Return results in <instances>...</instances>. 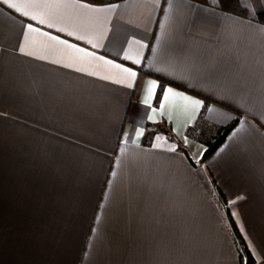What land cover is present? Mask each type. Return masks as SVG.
<instances>
[{"label": "crops", "instance_id": "0c3cea01", "mask_svg": "<svg viewBox=\"0 0 264 264\" xmlns=\"http://www.w3.org/2000/svg\"><path fill=\"white\" fill-rule=\"evenodd\" d=\"M228 1L0 0V264H264V0Z\"/></svg>", "mask_w": 264, "mask_h": 264}, {"label": "trees", "instance_id": "16d2710c", "mask_svg": "<svg viewBox=\"0 0 264 264\" xmlns=\"http://www.w3.org/2000/svg\"><path fill=\"white\" fill-rule=\"evenodd\" d=\"M79 1L91 4V5H106V4L117 3L121 0H79ZM188 1L195 2L198 4H202V5H207V0H188ZM217 1L219 3V8L223 10L224 12H228V13L241 16V17H245L247 15L248 11L245 8L236 7L230 4L228 0H217ZM255 21L264 25V10L263 9L257 11ZM235 124L236 122L220 130L218 135L212 141L209 142V144L207 145V150L203 156L204 160L208 158L218 148V146L222 144L224 138L232 130ZM232 229H233V225H232ZM236 239L238 241V248H239L240 258L242 259V264H253V260L251 256L249 255L248 251L246 250L245 246L243 245L242 241L238 237H236Z\"/></svg>", "mask_w": 264, "mask_h": 264}, {"label": "snow or ice", "instance_id": "6c2138e0", "mask_svg": "<svg viewBox=\"0 0 264 264\" xmlns=\"http://www.w3.org/2000/svg\"><path fill=\"white\" fill-rule=\"evenodd\" d=\"M8 6L11 7V8H16L17 7V5L14 4V3L13 4H9ZM25 15H26V13H25ZM31 18L35 19V17H31ZM41 23H42V21H41ZM28 30L29 31H36V29H34L31 25H28ZM69 47H72V45H69ZM21 51H23V49H21ZM124 71H128V70L124 69ZM130 75L135 76V73L132 72V73H130ZM155 87H156L155 84H151L149 86V94H151V91L154 90ZM170 95L171 96H179V98L181 100H183L186 104L193 106L197 110L201 107L200 101H198V100L190 99L187 96H180L179 93H174V92H172L171 89L165 90V92H164L165 99H167ZM145 103H147V100L145 101Z\"/></svg>", "mask_w": 264, "mask_h": 264}]
</instances>
